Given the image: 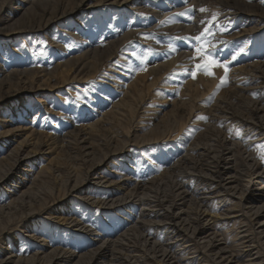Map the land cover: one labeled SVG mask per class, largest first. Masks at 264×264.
<instances>
[{
    "label": "rangeland",
    "instance_id": "obj_1",
    "mask_svg": "<svg viewBox=\"0 0 264 264\" xmlns=\"http://www.w3.org/2000/svg\"><path fill=\"white\" fill-rule=\"evenodd\" d=\"M114 1L0 0V177L16 156H28L16 164L6 182H0V204L12 201L0 213L3 258L15 250L23 260L34 259L30 256L39 250L51 255L53 248L76 255L69 262H59L53 253L39 259L42 264H88L92 259L91 264L104 260L110 264L111 256L93 258L105 247L120 258L131 255L130 242L137 244L141 231L157 220L142 212L141 204L146 210L148 202L141 200L143 189L139 187L155 186L169 194L186 171L178 167L167 178L163 172L192 143L212 144L215 131L227 142L241 136L237 128H228L224 107L248 113L249 108L240 106L239 95L249 93L255 101L253 89L264 82V0H240L245 5L230 9L236 13L231 22H224L222 12L214 7L223 0L195 1V10L169 17L160 15L166 0H138L142 4L133 7L126 18L108 5ZM89 5L98 8L87 9ZM125 10L130 12V8ZM62 14V20L48 22ZM192 21L198 29L190 33L187 29ZM239 33L243 36L235 41ZM222 47L225 52L219 58L215 55ZM204 52L218 62L229 61L228 71L222 69L219 82L214 79V84H207L205 79L197 86L195 81L204 72L196 65L204 63ZM164 60L168 67L159 76L145 77L151 66ZM19 109L24 114L19 115ZM263 132L246 136L243 142L256 140ZM169 134L177 138L147 141ZM140 136L146 141L141 144H149L137 146L134 139ZM125 143L126 149L114 154ZM84 150L91 155L84 156ZM254 151L264 154V146ZM8 155V160H1ZM162 179L164 185L158 186ZM11 180L19 188L14 194L4 193L5 186L11 190L16 185ZM115 183L122 185L120 191ZM196 184L191 181L189 190L194 191ZM127 192L133 199L125 205L111 203L117 197L128 200ZM93 200L99 203L92 205ZM195 206L190 207L193 215ZM230 206L228 202L222 209ZM57 218L68 220L62 224ZM248 227L258 231L252 218L220 223L216 231L229 244L237 243L242 254L245 245L264 241ZM239 228L245 230L243 234H238ZM197 263L194 259L188 264ZM257 264H264V259Z\"/></svg>",
    "mask_w": 264,
    "mask_h": 264
},
{
    "label": "bare ground",
    "instance_id": "obj_2",
    "mask_svg": "<svg viewBox=\"0 0 264 264\" xmlns=\"http://www.w3.org/2000/svg\"><path fill=\"white\" fill-rule=\"evenodd\" d=\"M133 1L115 0L108 5L111 8L113 7L114 10L120 12V17L126 18L128 13L130 15L132 14L131 10L136 9V5L142 4L141 1L137 0L135 4H132V6L129 7V3ZM195 1L199 0H166L163 7L161 8L163 11L160 15L166 17L168 14L169 17L170 15L173 16L186 13L188 9L193 11L196 9V5H194ZM242 1L248 2L249 0ZM242 1L223 0L218 2L217 0L218 3L214 7L220 9L218 11L222 12V15L220 16L225 18L224 22L228 19L231 22V16L235 15L236 13L230 9L236 8L234 5H245V3ZM172 3L175 6L173 8L174 10L171 9ZM166 4H170L169 7H167ZM183 6L184 8H181ZM256 6L259 7L258 5ZM97 8V5L87 6V9L96 10ZM127 8H130V12L125 10ZM169 11L173 12L169 13ZM64 16L65 14L54 16L52 19H48V22L62 20ZM94 17L96 16H93L91 19ZM198 18L199 16L197 14L196 19ZM191 24H193V21ZM230 25H233V23ZM197 29L198 25L193 24L187 30L191 33L192 31L196 32ZM242 36L243 34L240 33L235 35V41H237L238 38ZM186 43H188V41H186ZM236 45L242 44L236 42ZM222 48L223 49L220 51L217 50L215 56L221 58L220 55L225 52L224 47ZM245 49L246 48L242 49V51ZM107 52L108 51L105 53ZM187 58L193 59L194 56L192 57V55H188ZM222 62L223 64L227 65V62L229 61ZM168 63L169 62H166L165 60L161 63V65L157 62L156 65L151 66L150 70L146 71L145 77L159 76L161 74V70L163 71L164 68L168 67ZM155 67L159 68L155 70ZM189 68H191V66H189ZM222 69L224 68L213 65L211 67L213 75H206L205 73H203V75H199L200 77L195 81L198 82L196 85H201L204 81H206L205 79H207V84H214V79H217L219 82L223 72ZM17 71L18 70H16L15 73H17ZM140 73L141 75L143 74L142 72ZM137 75L140 76L139 73ZM142 76L141 80L144 79ZM253 90L256 94L255 101L251 100L252 97L249 93L239 95L241 98L240 106L242 108H249L248 113H243L233 107H224V109L227 111L225 122L228 123V128H237L240 130L241 136H239L240 138L238 137V141L235 140L236 138H232L227 142L221 133L215 131V135L213 136L215 139H212V144L208 143L201 145L192 143L187 149L188 152L180 156L178 160L172 166H170L169 169L163 172V176L167 178L168 175L170 176V172L174 171L178 167H180L182 171L184 169L183 172L186 171L184 179H182L179 183L176 181V183H173L169 194L163 193L164 191L159 189V187H139L137 185L140 190L141 188L143 189L142 195L144 197L141 200L145 199L148 202V209L146 210L141 204L142 212L146 211L149 215L153 216L157 220L151 221L146 225V227L138 235L140 241L137 244L134 242H130L129 244L130 238L126 237V240L128 241L127 244H129L128 251L131 255L120 258L116 256V254L113 252V249L109 251V249H106L105 247L103 251L96 252L93 255L94 259H107L109 256H111L110 264H115L116 262L121 264H188L194 259L198 260L197 264H257L259 260L264 259V241H260V243L256 244L249 243L245 246L243 244L246 242H242L241 245H243L245 249H241L242 254H240L238 248L236 249L238 246L237 243L232 245L231 243L229 244V240L226 237L219 238V234L216 231V227L218 224L220 225V223H232L238 222L240 219L249 220L252 218L258 223V231H255L253 227H248V230L251 229L252 231H255L252 233L256 235L259 240H261V237H264V158H262L264 157V154H259L258 152L254 151L256 148L264 146V132L256 140L250 139L243 142L244 137L249 136V139L252 135L261 133L264 130V82L258 83ZM225 103L228 104V102ZM24 108L25 107H22L21 109ZM228 110H232V112H229ZM18 114H24V112L21 110L18 112ZM122 117H124V114H122ZM91 125L92 126L90 129L95 127L93 124ZM118 136L122 137L120 136L119 132ZM174 138L177 137H174L173 134H169L164 138L155 137L147 141H153V143H155L161 140H175ZM141 139V136L134 139L137 146H145L149 144H141L146 142ZM230 142H232L231 147L229 146ZM126 144L127 143H125L124 147L122 146L123 148H121L120 151H114V154H121L123 152L122 150L126 149ZM194 153H197V158L194 156ZM90 155L91 153L84 150V156ZM27 157L28 156L21 159V157L16 156L15 163L12 164L10 169L3 173V176L0 177V182H6L7 179H9L10 173H12L11 171L15 169L16 164L25 160ZM8 159L9 155L7 157H1L2 161H6ZM150 159L152 164L156 163V161L152 160V158ZM210 164H212L213 168H210ZM139 170L143 171V168L139 167ZM183 172L181 174H184ZM254 172L255 174L253 175ZM243 177L247 178L244 180ZM37 179H39L38 176ZM191 181L197 183L195 185V189L193 188L194 191L189 190ZM11 182L16 184L17 181L11 180ZM100 182H102V180ZM164 183V179H162L158 186H163ZM95 184H98V182ZM115 185L118 186L117 191H120L122 187L119 185L121 184L115 183ZM11 186L14 185L11 184ZM79 187L80 186H77V188L74 190L78 191ZM17 188H19L17 184L11 190L5 186L3 191L4 193L9 194L13 192L14 194ZM126 195L129 196L128 200H125V196L122 198V200L117 197L111 200V203L113 205H120L122 203L125 205L124 202L133 199V194L127 192ZM195 196L196 198H193ZM228 202L231 203L232 206H230V209H226L225 211L222 208H224ZM11 203L12 201H9L8 203L6 202L5 204H0V213L4 211V209H8ZM97 203H99L98 200L92 201V205ZM193 204L194 207H196L195 205L198 207V209L196 208L197 210L194 212V215L192 214L193 212L191 213L193 208H190L193 206ZM213 204H215L216 207H214L215 205L213 206ZM57 219L62 224H66L68 220L66 218ZM72 223L73 225L79 226L80 222L77 219H72ZM242 229L243 228H239V235L244 233L245 230L242 231ZM241 240H243V237H241ZM110 242H113V240L110 239ZM10 243H12V241H10L9 244ZM174 245L179 247L173 250L172 248ZM2 252L3 249H0V253ZM53 253H55V256L57 257L56 260H59V262H69L76 255L75 252L62 248L51 249L50 254L52 255ZM51 255H47V252L44 253L39 250L34 255L30 256H35L34 259L26 258L23 260L21 256H18L17 251L12 250L6 258L0 256V264H20L22 261L23 264H42L41 260L39 259H43L46 256L50 257ZM92 261L93 259L88 264H91ZM105 261L106 260L100 261L98 264H108Z\"/></svg>",
    "mask_w": 264,
    "mask_h": 264
},
{
    "label": "snow or ice",
    "instance_id": "obj_3",
    "mask_svg": "<svg viewBox=\"0 0 264 264\" xmlns=\"http://www.w3.org/2000/svg\"><path fill=\"white\" fill-rule=\"evenodd\" d=\"M200 11H206V10L205 9H200ZM196 39L200 40V37H196ZM196 51L198 53H201L202 49L198 47L196 49ZM202 54L204 55V63L203 64H197L196 65L197 69H201L206 75H213V73L211 71V67L213 65H216V66H219V67H223L224 70H225V73L227 74L228 69H227V66L225 64L212 59L211 58V53L204 52ZM191 75L193 76V78H195L196 73L192 72ZM262 158H264V157H262Z\"/></svg>",
    "mask_w": 264,
    "mask_h": 264
}]
</instances>
